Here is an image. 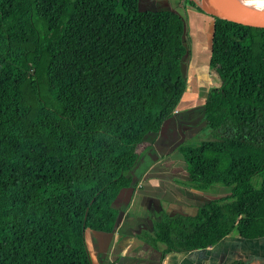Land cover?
Masks as SVG:
<instances>
[{
    "label": "trees",
    "instance_id": "trees-1",
    "mask_svg": "<svg viewBox=\"0 0 264 264\" xmlns=\"http://www.w3.org/2000/svg\"><path fill=\"white\" fill-rule=\"evenodd\" d=\"M179 1L213 21L219 86L203 106L209 140L177 152L189 187L229 194L194 216L163 213L140 237L164 258L236 233L233 247L264 264V182L251 185L264 171V29ZM138 2L0 0V264H93L86 232H114L143 138L186 89L184 21Z\"/></svg>",
    "mask_w": 264,
    "mask_h": 264
},
{
    "label": "crops",
    "instance_id": "crops-1",
    "mask_svg": "<svg viewBox=\"0 0 264 264\" xmlns=\"http://www.w3.org/2000/svg\"><path fill=\"white\" fill-rule=\"evenodd\" d=\"M170 7V3H166L162 10ZM175 12L181 14L176 9ZM195 12L198 14L193 17L200 20V26L208 25L202 29L208 40L204 39L200 44L208 45L204 52H208L206 64L209 68L213 21L211 17ZM194 25L191 22L192 28ZM199 60L193 61L191 69L183 58L182 66L191 69V88L186 86L181 101L161 132L149 134L141 142L139 160L127 174L131 186L122 190L114 203L119 212L114 232H86L85 241L93 264H226L231 257L237 259L242 251L233 247L236 233H231L229 240L218 246L185 254L172 253L163 258V246L155 249L140 237L143 232L152 231L153 223L160 220L163 213L170 217L194 216L201 206L215 198L212 194L218 192L213 190L215 188L198 191L189 187L184 162L177 152L181 145L194 142L197 144L193 147H197L209 140L204 134L203 106L209 89L218 87L219 80L217 75L215 81L212 78L213 70H209L211 74L207 72V79L202 80L206 72L199 67ZM206 137L208 139L204 140Z\"/></svg>",
    "mask_w": 264,
    "mask_h": 264
},
{
    "label": "rangeland",
    "instance_id": "rangeland-1",
    "mask_svg": "<svg viewBox=\"0 0 264 264\" xmlns=\"http://www.w3.org/2000/svg\"><path fill=\"white\" fill-rule=\"evenodd\" d=\"M203 1L204 2L206 1L208 3L205 5L207 6V8L210 11H212L216 15H222V16L224 15L222 5L219 3L220 0H218V2H216V3H213L212 0H203ZM166 3L167 4L170 3V5H171L169 10H167L168 8H165L167 11L176 13L175 12V9H176L181 13L180 15L178 13H176V14H178L181 18L183 17L185 20V22H184L185 32L187 35H186V39H185L186 42H184V43L186 46L187 53H186V56L184 57V59H186V61L188 62L187 66L188 67L193 66V61L195 59H200L199 61H197L201 64L199 67L203 68V70H204L203 73L206 72L205 74H203V77H201V79L206 80L207 79L206 76L208 74L207 72H209V70H211L210 68H208V65L206 64V56L208 55L207 54L208 52H204V51H206V48L208 47V45L200 44V43L204 39L206 40V42L208 40L207 36L204 34V31H202L203 27L207 28L208 25L206 23H202V24H206V25L200 26V20H198V19L195 20L193 17V14H195L196 12L192 11L193 9L190 6L186 5L185 2L181 3L179 0H170L169 2H167L166 0H139V2H138L139 9L141 12L161 11L163 9L162 6H164ZM168 7H169V5H168ZM196 14H198V13H196ZM191 22L195 24L194 28L191 27ZM200 50L203 51L202 54H200V52H199ZM187 66L186 67L184 65L182 66L183 67L182 73H183V77L185 78V81H186V86L191 88V69H192V67L190 70H188ZM209 74H211V73L209 72ZM212 75H213L212 78L215 81L216 74L212 73ZM210 86L211 87L214 86V83L211 84ZM204 134H207V137H209V135H210L209 131H207V130ZM207 137L204 138V140L208 139ZM193 144H194V142L191 144H187V145L191 147V146H193ZM196 144H194V145H196ZM263 182H264V171L259 173L258 175H256L255 177H253L251 179V185L254 187L261 186V184ZM213 188H215V189H213ZM212 189L215 191H218L217 194H212L213 195L212 197H215V198H218L219 196L224 197V196L229 194V189H227V188H223L220 186H212ZM237 242L239 243V240H237ZM263 246H264V243H263ZM263 252H264V250H263ZM253 255H254V253H251L250 251L243 249L239 253L238 258L242 259V260H250V258H252ZM251 260H253V262H252L253 264L259 263V260L255 259L254 257Z\"/></svg>",
    "mask_w": 264,
    "mask_h": 264
},
{
    "label": "water",
    "instance_id": "water-1",
    "mask_svg": "<svg viewBox=\"0 0 264 264\" xmlns=\"http://www.w3.org/2000/svg\"><path fill=\"white\" fill-rule=\"evenodd\" d=\"M218 1V0H217ZM224 15H218L223 19L246 27L264 29V18L249 12L245 6V0H220Z\"/></svg>",
    "mask_w": 264,
    "mask_h": 264
},
{
    "label": "bare ground",
    "instance_id": "bare-ground-1",
    "mask_svg": "<svg viewBox=\"0 0 264 264\" xmlns=\"http://www.w3.org/2000/svg\"><path fill=\"white\" fill-rule=\"evenodd\" d=\"M245 6L252 14L264 18V0H245Z\"/></svg>",
    "mask_w": 264,
    "mask_h": 264
}]
</instances>
